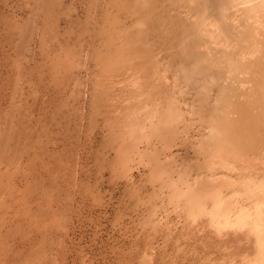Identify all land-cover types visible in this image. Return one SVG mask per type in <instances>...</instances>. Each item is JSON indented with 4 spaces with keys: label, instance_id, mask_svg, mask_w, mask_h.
Wrapping results in <instances>:
<instances>
[{
    "label": "bare ground",
    "instance_id": "bare-ground-1",
    "mask_svg": "<svg viewBox=\"0 0 264 264\" xmlns=\"http://www.w3.org/2000/svg\"><path fill=\"white\" fill-rule=\"evenodd\" d=\"M0 8V264H51L54 229L77 187L69 163L99 128L98 174L107 165L129 180L130 162L143 165L162 209L180 208L187 223L186 237L169 231L156 247L153 206L138 264H264V0H0ZM84 127L93 135L68 155V133L79 138ZM189 147L192 159L183 154L188 164L170 172L172 150ZM82 161L78 175L90 171ZM195 223L208 246L227 241L196 245Z\"/></svg>",
    "mask_w": 264,
    "mask_h": 264
},
{
    "label": "rangeland",
    "instance_id": "rangeland-1",
    "mask_svg": "<svg viewBox=\"0 0 264 264\" xmlns=\"http://www.w3.org/2000/svg\"><path fill=\"white\" fill-rule=\"evenodd\" d=\"M68 2H69V0H68ZM80 7V6H79ZM78 7V8H79ZM0 10H1V8H0ZM61 21H63V22H61V24L63 25V27H65L66 25H64V24H67L66 23V19H63V20H61ZM65 22V23H64ZM63 30V29H62ZM85 118H87V117H85ZM77 120V118L76 119H73V121H76ZM78 121V123H81L80 121L81 120H77ZM83 123L85 124V125H87V121L86 120H84L83 121ZM79 126H81L80 124H79ZM82 132L80 133L81 135L79 136V138H78V135L77 134H79V131L77 130V131H71L70 133L72 134V135H70V133H68V138H69V140H68V145L69 146H71L70 147V149H71V151L69 150V152H68V155H70V156H73V155H75L76 156V152H75V149L77 148V146H76V143L77 142H80L81 143V145H84L83 144V142H85V137H87V136H89L90 134H91V136L93 135L92 133L94 132V136H92L93 137V141H92V143L90 142V141H88V138H86V140L88 141V143H87V147L89 148V149H91L92 151H90L89 149H86L87 147L84 145V147L83 148H85V150L86 151H84L85 153H86V155H85V153L84 154H82L81 156H82V158H77V160L74 158L73 160H71V162L69 163V165H70V167L71 168H69L70 170H71V173H72V176H69V177H72L71 179H69L68 178V183H71V184H73V183H75V184H77L76 186L78 187H76V189L73 187L72 189H70V190H68V192H69V197H68V199H69V202L67 201V200H65V198L67 199V197H65L62 201H67V202H65V203H63L62 201V203H63V207L64 206H66V207H68L69 205H68V203L70 204L71 202L73 203H71L70 204V208L69 209H64V208H62V210H63V212L65 213V212H67V213H65L64 214V216H63V214L61 215H59L60 216V218L62 219V220H64L63 222L60 220V223H59V225L61 224V222H62V224H61V227H55V229L57 228V229H59L60 228V230H55L54 229V231L56 232H54V235H53V238L51 239V242L50 243H52V246H51V250L53 251V253H52V251H50V253H52L51 255H49L50 256V262H51V264H135L139 259L137 258V254H136V252H141L142 251V249L141 248H143V243H145V242H141L140 241V239L141 240H146L147 238L149 239V236H150V230L152 231V233H153V229L154 228H156L155 229V234L156 233H158V234H160L159 232H161V236L160 235H158L157 237H156V239L158 240L157 242V244H156V242H154V245L157 247L158 245H163V241H162V239L164 240V238H165V235H167L168 233L167 232H171L172 234H173V237H172V239H176L177 237L176 236H178V235H182V238L183 237H186L187 236V233H188V231H187V228H186V221H185V218H184V213H182L183 211L180 209V208H177V212L179 213V215L177 214V212H174L173 210H174V208H173V206L174 205H168V204H166V203H163V205H165L164 206V208H165V210H164V208L162 209V207L160 206V204L162 205V200L160 199V198H162L163 197V193L162 192H160V193H158L159 191V189H156V188H158V186L156 185V183H152V182H150V181H147L145 178H146V175H147V169L143 166V165H139L138 163H136L135 161H132V162H130V164H129V167L131 168V175H130V177H129V180L128 179H126V178H124V176H122V174H120L121 175V177H120V175H119V172L116 170V171H114V172H116V173H114L113 172V170L112 171H110V169H108V167H106L107 165H105V167H103V169L101 170V172L98 174V172H99V166L95 163V161H94V157H95V155H97L98 154V152H100L102 149L99 147L100 145L99 144H101V143H98V141L100 140V136H101V134L103 135L104 134V130H102V132H101V128H99L98 130H96V131H90L89 130V132H87L88 131V129H86V127H84V128H82ZM87 133H86V132ZM100 134H98V133ZM83 133V134H82ZM96 133L98 134V135H96ZM89 134V135H88ZM72 136L73 137H75L74 139L72 138ZM197 136V135H196ZM71 137V138H70ZM82 137V138H81ZM96 139H95V138ZM78 138V139H77ZM94 139H95V141H94ZM99 139V140H98ZM101 139H102V136H101ZM78 140V141H77ZM81 140V141H80ZM97 141V142H96ZM96 144H95V143ZM70 143H71V145H70ZM91 143V144H90ZM94 143V144H93ZM93 144V145H92ZM74 145V146H73ZM92 147H91V146ZM97 147H99V148H97ZM73 148H75V149H73ZM82 148V147H81ZM82 148V149H83ZM96 148H97V150H96ZM142 148H143V146H142ZM192 148V149H191ZM191 149V150H190ZM95 150V151H94ZM100 150V151H99ZM176 150V151H175ZM179 150V151H178ZM177 150V148H175V149H173L172 151H173V156L174 155H178V156H176L177 157V159H175V160H173V162H172V164H171V167L169 166H167L168 167V170L171 172V170H173V169H176L177 167L179 168V166H180V168H181V166H182V164H188V163H184V161L186 162L188 159L189 160H191L192 158L191 157H193V153H194V151H192V150H194L193 149V147H189L188 149H183V148H181V149H178ZM186 150V151H185ZM182 151V152H181ZM191 152V153H189V152ZM72 152V153H71ZM75 152V154H73ZM91 152V153H90ZM187 152V153H186ZM92 153H93V155H92ZM96 153V154H95ZM172 153V152H171ZM89 154V156H87ZM169 153L167 152V154L166 155H164V156H162V160H166V156L168 155ZM180 154V155H179ZM185 156H187V157H185ZM187 154V155H186ZM189 155H191V156H189ZM93 156V157H92ZM182 156H184L183 158L184 159H187V160H183V158H182ZM74 157V156H73ZM86 157V158H85ZM114 157V156H113ZM252 157V156H251ZM84 158V159H83ZM89 159L88 161L86 160V159ZM180 158H182V159H180ZM191 158V159H190ZM80 159H82V160H84V162H88V164H89V166L90 167H88V164H87V166L85 165V168L86 167H88V168H86V170H88L89 168V170L90 171H92L93 170V168H94V170L92 171V173L94 172L95 174H96V176H95V174L94 175H92V173L89 171V172H87L86 171V173L84 174V173H79V175H78V172L77 173H75L76 171H75V167L77 168V166H75L74 165V161H75V163L76 162H78L79 161V163L80 162H83L82 160H80ZM110 159V158H109ZM90 160H91V162H90ZM94 161V166H91V164H93V161ZM188 160V161H189ZM111 161V160H110ZM181 163H180V162ZM135 163V164H134ZM134 164V165H133ZM138 164V165H137ZM172 166L174 167V168H172ZM96 167V168H95ZM107 168V169H106ZM171 168V169H170ZM92 169V170H91ZM96 169V170H95ZM107 170V171H106ZM96 171V172H95ZM113 172V173H110V172ZM85 172V171H84ZM146 172V173H145ZM102 173V174H101ZM110 173V174H109ZM74 174L75 175H77V176H74ZM88 174V175H87ZM91 174V175H90ZM144 174V175H143ZM198 169L196 168L195 169V167H194V170L191 172V176H193L192 177V179H194L195 178V176H198ZM80 175H82V176H80ZM85 175H87L86 177H85ZM99 175V176H98ZM119 177H118V176ZM74 176V177H73ZM89 176V177H88ZM107 176V177H106ZM114 176H116V178L114 177ZM77 177V179L75 180V178ZM100 177V178H99ZM132 177H133V179H132ZM143 177V178H142ZM87 178H89L88 179V181L86 180ZM96 178H98V179H96ZM112 179V181H109L108 179ZM113 178H115V179H113ZM140 178H142V179H140ZM82 179H84V180H82ZM90 179H92V180H90ZM94 179V180H93ZM110 179V180H111ZM126 179V180H125ZM136 179V180H135ZM140 179V180H139ZM103 182H102V181ZM139 180V181H138ZM143 180L145 181V184H144V182H143ZM95 181H98V182H95ZM100 181V182H99ZM109 181V182H108ZM114 181H115V183H114ZM78 182H80L79 184H78ZM87 182H88V184H87ZM91 182V183H90ZM128 182V183H127ZM134 182L136 183V184H134ZM142 182V183H141ZM150 182V183H149ZM81 183H83L82 185H81ZM84 183H86V184H84ZM101 183H103V184H101ZM108 183V184H107ZM110 183H112V184H110ZM126 183H127V185H126ZM138 183H140V184H138ZM148 183V184H147ZM91 184V186H89ZM93 184V185H92ZM133 184H134V186H136V188H133L134 186H133ZM151 185V188H150V185ZM153 184H155V188H154V185ZM79 185H81V186H83V188H80L81 186H79ZM111 185H113V186H111ZM118 186V187H117ZM131 186V187H130ZM144 186V187H143ZM87 187L89 188H91V189H88L87 190ZM125 187H128L127 189L125 188ZM130 187V188H129ZM86 188V189H85ZM95 188V189H94ZM133 188V189H132ZM141 188H144V189H141ZM80 189H84L83 191L82 190H80ZM98 191H97V190ZM126 189V190H125ZM147 189V190H146ZM76 190H79V194H81V196L78 194V191H76ZM88 191L87 193H85L86 191ZM90 190V191H89ZM132 190V192H130V191ZM141 190H143L142 192H141ZM146 190V191H145ZM167 190V189H166ZM83 193H81V192ZM130 193H129V192ZM157 191V192H156ZM91 194H90V193ZM99 193V195H97V193ZM102 194H101V193ZM125 192H127V193H125ZM139 193V195H140V198H141V200H145L148 196H149V198H147V200H145V201H147L146 202V204H145V202L143 203L142 202V204H143V206L141 207V205L142 204H140V206H137V204L139 205V203L141 202V200H138V199H140V198H138L137 197V194L136 193ZM145 192L147 193V195L145 194ZM149 192V193H148ZM156 192V193H155ZM70 193H72V194H70ZM74 193H75V195H74ZM85 193V194H84ZM92 193H93V195H92ZM143 193V194H142ZM152 193L153 194H155L156 195V197L154 196V195H152ZM64 194V193H63ZM94 194H96V195H94ZM102 196H101V195ZM133 194V195H132ZM136 194V195H135ZM144 195V196H142V195ZM158 194V195H157ZM66 195V194H65ZM78 196V198H77V196ZM128 195V196H127ZM132 195V196H131ZM138 195V196H139ZM64 196V195H63ZM134 196L136 197L135 198V200H134ZM146 196V197H145ZM150 196L153 198H156V199H151L150 198ZM91 197H93V198H91ZM113 197V198H112ZM131 197H133L132 199H131ZM144 197V198H143ZM57 198V197H56ZM70 198H72V199H70ZM98 198H100V200H101V202H99V204H97L98 203ZM109 198H110V200H109ZM129 198V199H128ZM58 199V198H57ZM75 199H76V201H75ZM83 199H84V201H83ZM88 199V200H87ZM98 199V200H97ZM149 199H150V201H149ZM161 200V202H159L158 200ZM82 202H81V201ZM93 200H96L97 202L95 203V204H91L92 202L91 201H93ZM99 200V201H100ZM102 200H104V202L102 201ZM155 202H154V201ZM157 200V201H156ZM74 201V202H73ZM129 201V202H128ZM134 201V202H133ZM61 202L60 203H55V206H56V204H61ZM88 202H89V204H88ZM91 202V203H90ZM138 202V203H137ZM151 204H150V203ZM157 202V203H156ZM93 203H94V201H93ZM133 203H137V204H133ZM149 205H148V204ZM155 203V204H154ZM159 203V204H158ZM87 205V207H86V205ZM156 204H157V208H158V206H159V212H156V219L157 218H159V219H155L156 220V223H158V224H154L153 225V223H150L147 227L146 226H143V225H147V223H148V221L146 220V222H145V220H143L142 221V219H148V217H146L147 215L149 216V212H151L150 211V209L152 210L153 209V206H156ZM91 205V206H90ZM94 205V206H93ZM131 205H132V207H131ZM137 207H136V206ZM152 205V206H151ZM54 206V207H55ZM58 206V205H57ZM61 206H62V204L59 206L60 208H61ZM77 208H76V207ZM79 206H81V207H79ZM147 206H149L148 207V209H146L147 208ZM73 207V208H72ZM93 207V208H92ZM134 207H136V208H134ZM171 207V208H170ZM58 208V207H57ZM90 208H92V209H90ZM168 208V210H167V213L165 212L166 211V209ZM173 208V209H172ZM75 209V210H74ZM78 209V210H77ZM83 209V210H82ZM170 209H172V211L170 210ZM148 210V211H147ZM156 210V211H157ZM161 210V211H160ZM169 210H170V213H168L169 212ZM53 211H55V217H56V215L57 214H59V212H60V210H56V208H54L53 209ZM57 211V212H56ZM75 211H77V212H75ZM79 211V212H78ZM89 211V212H88ZM119 211H120V213H119ZM121 211H122V213H121ZM143 211V212H142ZM147 211V213H145ZM164 212V214H163V212ZM181 211V212H180ZM86 212V213H85ZM74 213V214H73ZM82 213V214H81ZM119 213V214H118ZM145 213V214H144ZM82 215L83 217H84V221L82 220V224L81 225H79L80 223L78 222V217H79V215ZM88 214V215H87ZM121 214V215H120ZM124 214V215H123ZM142 214V215H141ZM159 214V215H158ZM170 214V215H169ZM67 215L68 216H72L71 218H69V217H67ZM120 215V216H119ZM127 215V216H126ZM158 215V216H157ZM58 216V215H57ZM61 216H63V218L61 217ZM68 219H70V220H67V218ZM124 216V217H123ZM120 217V218H119ZM57 218V217H56ZM65 218V219H64ZM123 218V219H122ZM165 218H167V220L169 221H166V219ZM162 219H163V221H162ZM162 221V223L161 222H159V221ZM56 221V220H55ZM116 221V222H115ZM120 221V222H119ZM142 221V222H141ZM158 221V222H157ZM165 221V226H167V228L165 229V226H164V222ZM75 222V223H74ZM114 222V223H113ZM183 222V223H182ZM71 223V224H70ZM169 223V224H168ZM198 224H204V223H206V218H204L203 220H199L198 222H197ZM197 223H195V225H196V227H197ZM68 224V225H67ZM139 224H140V226H139ZM161 224H163V225H161ZM176 224V225H175ZM65 225H66V227H65ZM153 225V226H152ZM158 225V226H157ZM153 227V229H151L150 227ZM157 226V227H156ZM162 228H161V227ZM163 226H164V228H163ZM144 229L143 230V232L141 231V229L142 228ZM148 227H149V229H148ZM159 227L161 228L160 230H158L157 231V229H159ZM169 227V228H168ZM180 227V228H179ZM182 227V228H181ZM141 228V229H140ZM66 229V231H64ZM163 229V230H162ZM165 229V230H164ZM175 229V230H174ZM198 229H201L200 231L198 230ZM62 230H63V232H62ZM168 230V231H167ZM60 231H61V233H60ZM173 231V232H172ZM181 231V232H180ZM201 231H203V232H201ZM58 232H59V234H58ZM135 232V233H134ZM149 232V233H148ZM165 232V233H164ZM195 232V233H194ZM193 232V235H192V239H194L193 241H194V243L196 242V245L198 244V245H200V246H205V248H209V246L211 247L212 246V244H215V243H217L218 241H219V243H222V242H224V240H225V242L227 241V239L226 238H220V239H213L212 241L210 240V243H212L211 245H210V243H209V246L207 245L208 243L206 242V231L204 230V229H202L201 227H197L196 228V230ZM198 232L200 233V235L198 234ZM63 233V234H62ZM68 235H67V234ZM141 233V234H140ZM143 233V234H142ZM164 233V234H163ZM167 233V234H166ZM171 233L169 234V235H171ZM56 234V235H55ZM64 234H66L65 235V237H64ZM140 234V235H139ZM163 234V235H162ZM189 234V233H188ZM203 234V235H202ZM58 235L60 236V241H59V237H58ZM139 235V236H138ZM143 235V236H142ZM183 235H185V236H183ZM56 237V238H55ZM144 237L146 238V239H144ZM159 237H160V239H159ZM175 237V238H174ZM204 237V238H203ZM54 238H55V241H54ZM63 238V239H62ZM143 238V239H142ZM162 238V239H161ZM58 239V240H57ZM224 239V240H223ZM162 242H161V241ZM200 240H202V241H200ZM53 241V242H52ZM57 241V242H56ZM139 241V242H138ZM199 241V242H198ZM65 242V244H63ZM139 243V244H137L136 245V243ZM141 242V243H140ZM164 242H165V240H164ZM202 244H201V243ZM55 243V244H54ZM70 243V244H69ZM204 243H206V244H204ZM60 244V245H59ZM59 246V247H58ZM79 246V247H78ZM83 247V248H82ZM135 247V248H134ZM229 247L230 246H227L226 248H227V252H228V250L230 251L231 250V248L229 249ZM70 248V249H69ZM114 248V249H113ZM138 248V249H137ZM56 249V250H55ZM64 249V251H61V250H63ZM82 249V250H81ZM58 250H60V251H58ZM67 250V251H66ZM121 250V251H120ZM140 250V251H139ZM211 250V251H210ZM209 250V252H210V256L211 257H216L218 254H219V252H218V254H217V252H215V250H217L216 248H211ZM214 252H213V251ZM69 251V252H68ZM76 251H77V254H76ZM161 251H164L163 249L161 250ZM67 252V253H66ZM73 252V253H72ZM57 253V254H56ZM71 253V254H70ZM130 255H129V254ZM132 253H134L133 254V256H132ZM212 253V254H211ZM215 253V256H212L213 254ZM68 254V255H67ZM124 254V255H123ZM126 254H128L127 256H126ZM200 254H202V252L200 251ZM55 257H54V256ZM68 257H67V256ZM202 255H204V254H202ZM118 256V257H117ZM125 256V257H124ZM129 256H131V258H129V262L130 263H128V261H127V257H129ZM52 257V258H51ZM121 257V258H120ZM134 257V258H133ZM56 258H58V259H56ZM123 258H126V259H123ZM60 259V260H59ZM135 259V260H134ZM175 259V261L178 259V258H174ZM52 260H54V261H52ZM68 260V261H67ZM82 260V261H81ZM133 260H134V262H133ZM74 261V262H73ZM117 261V262H116ZM119 261V262H118ZM123 261H125V262H123ZM153 261V260H152ZM179 262L177 263V264H180V263H182L180 260H178ZM56 262V263H55ZM138 263H140L139 261L136 263V264H138ZM183 264V263H182Z\"/></svg>",
    "mask_w": 264,
    "mask_h": 264
}]
</instances>
